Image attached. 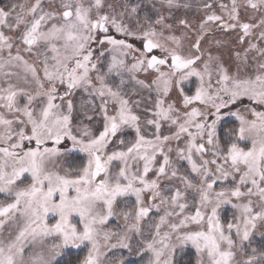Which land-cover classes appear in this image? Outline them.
Wrapping results in <instances>:
<instances>
[{
    "label": "snow or ice",
    "instance_id": "6c2138e0",
    "mask_svg": "<svg viewBox=\"0 0 264 264\" xmlns=\"http://www.w3.org/2000/svg\"><path fill=\"white\" fill-rule=\"evenodd\" d=\"M132 256L264 264V0H0V264Z\"/></svg>",
    "mask_w": 264,
    "mask_h": 264
},
{
    "label": "rangeland",
    "instance_id": "374dc122",
    "mask_svg": "<svg viewBox=\"0 0 264 264\" xmlns=\"http://www.w3.org/2000/svg\"><path fill=\"white\" fill-rule=\"evenodd\" d=\"M125 255L127 254L125 253ZM129 259L132 261V264H140L138 257L132 256Z\"/></svg>",
    "mask_w": 264,
    "mask_h": 264
}]
</instances>
